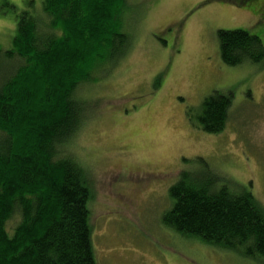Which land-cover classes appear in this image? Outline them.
Segmentation results:
<instances>
[{
	"label": "trees",
	"instance_id": "trees-1",
	"mask_svg": "<svg viewBox=\"0 0 264 264\" xmlns=\"http://www.w3.org/2000/svg\"><path fill=\"white\" fill-rule=\"evenodd\" d=\"M34 3L27 0L17 17L12 47L0 44V264H98L91 179L75 148L101 106L89 92L116 77L131 55L125 16L132 2L43 0L39 14ZM218 35L227 65L264 63L258 35ZM232 103L230 94L215 92L190 120L220 134ZM184 161L192 165L170 188L164 227L264 260V205L206 158Z\"/></svg>",
	"mask_w": 264,
	"mask_h": 264
},
{
	"label": "rangeland",
	"instance_id": "rangeland-1",
	"mask_svg": "<svg viewBox=\"0 0 264 264\" xmlns=\"http://www.w3.org/2000/svg\"><path fill=\"white\" fill-rule=\"evenodd\" d=\"M42 1L34 0L36 13ZM130 1L131 55L116 77L89 92L100 98V111L94 107L75 145L91 179L98 264H264L163 225L170 188L192 165L184 159L199 156L264 205V63L227 65L218 35L245 29L264 42V0L243 7L224 0ZM29 7L27 0H0L4 50ZM215 92L230 94L233 103L226 129L209 134L191 122L190 111L198 114Z\"/></svg>",
	"mask_w": 264,
	"mask_h": 264
},
{
	"label": "flooded vegetation",
	"instance_id": "flooded-vegetation-1",
	"mask_svg": "<svg viewBox=\"0 0 264 264\" xmlns=\"http://www.w3.org/2000/svg\"><path fill=\"white\" fill-rule=\"evenodd\" d=\"M227 1L233 3L234 5H237V6H239V5L244 6L245 5V2L247 0H227Z\"/></svg>",
	"mask_w": 264,
	"mask_h": 264
}]
</instances>
